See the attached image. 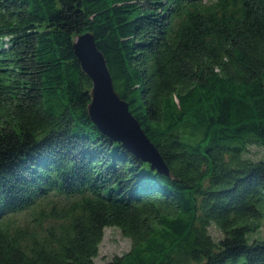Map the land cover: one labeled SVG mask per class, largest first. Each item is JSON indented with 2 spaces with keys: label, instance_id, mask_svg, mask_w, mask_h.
I'll return each mask as SVG.
<instances>
[{
  "label": "trees",
  "instance_id": "1",
  "mask_svg": "<svg viewBox=\"0 0 264 264\" xmlns=\"http://www.w3.org/2000/svg\"><path fill=\"white\" fill-rule=\"evenodd\" d=\"M84 32L169 174L90 120ZM252 144L264 0H0V264H95L107 226L131 247L104 264H264Z\"/></svg>",
  "mask_w": 264,
  "mask_h": 264
},
{
  "label": "water",
  "instance_id": "2",
  "mask_svg": "<svg viewBox=\"0 0 264 264\" xmlns=\"http://www.w3.org/2000/svg\"><path fill=\"white\" fill-rule=\"evenodd\" d=\"M72 49L82 71L91 81L90 101L87 104L90 120L100 132L121 142L158 172L169 174L160 152L129 110L128 103L115 90L105 57L97 47L94 35L90 32L76 34Z\"/></svg>",
  "mask_w": 264,
  "mask_h": 264
},
{
  "label": "rangeland",
  "instance_id": "3",
  "mask_svg": "<svg viewBox=\"0 0 264 264\" xmlns=\"http://www.w3.org/2000/svg\"><path fill=\"white\" fill-rule=\"evenodd\" d=\"M245 156L253 159L260 160L264 159V146H258L252 144L248 146ZM209 227V232L215 240L222 237V232L215 227L212 223ZM214 225V226H213ZM252 239L259 238L264 240V218L262 219V228L259 232L251 236ZM131 247V240L124 236L121 230L115 226H107L104 228L103 237L98 247V253L94 258L95 264H104L106 261L110 260L115 255H120L128 251ZM244 257L239 256L236 259H230L226 264H243Z\"/></svg>",
  "mask_w": 264,
  "mask_h": 264
}]
</instances>
